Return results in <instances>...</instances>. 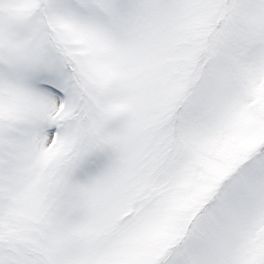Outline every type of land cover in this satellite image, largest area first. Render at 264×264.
<instances>
[{"label": "snow or ice", "instance_id": "obj_1", "mask_svg": "<svg viewBox=\"0 0 264 264\" xmlns=\"http://www.w3.org/2000/svg\"><path fill=\"white\" fill-rule=\"evenodd\" d=\"M0 264H264V0H0Z\"/></svg>", "mask_w": 264, "mask_h": 264}]
</instances>
